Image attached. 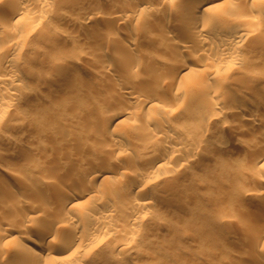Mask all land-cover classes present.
<instances>
[{
    "label": "rangeland",
    "instance_id": "374dc122",
    "mask_svg": "<svg viewBox=\"0 0 264 264\" xmlns=\"http://www.w3.org/2000/svg\"><path fill=\"white\" fill-rule=\"evenodd\" d=\"M72 1L74 0H71V3ZM140 1L84 0L82 8H79L72 6L70 0H62L54 7L56 15L45 12L47 16L43 13L42 25L40 23L37 29L27 28L19 33L21 38L26 34L23 38L26 45L18 49L14 65L24 75V81L6 83L0 88V94H3L7 89L14 90L16 86L15 90L21 99L0 112V172L12 186L23 193V198L19 199L13 193L1 190L0 209L5 213L8 206L21 210L25 207L29 215L24 218V222L20 225L16 218L17 222H13V219L10 222L12 226L19 224V228H24L27 224L31 231L24 237H19L16 233L19 238L15 240L18 242L14 239L13 242H0V264H18L21 261V258L17 257L19 249L26 245L34 247L31 240H39L34 231L47 223V216L44 218L43 213L37 209L40 199L49 197L51 201L53 199L52 204L57 206L56 200L62 196V192L50 185L45 187L44 179L45 182L49 180L51 184L62 188L79 179L80 187L90 186V183L83 180L82 172L86 171V166L92 165V162L93 165L99 163L96 167H103L110 163L109 159L112 160L116 156H99L96 159L94 153L96 156L98 149L100 151L103 148L102 145L107 146L115 140L128 141L124 137L126 135L129 143L135 144L141 138L142 143L138 142L141 146L143 141H150L157 145L166 144L168 150L172 149L173 144L170 141L167 143L162 137L152 141L150 137H138L131 132L122 137L118 131L119 127L109 133L99 130L100 121L96 124L100 119L98 110L101 105L107 106L108 109L127 108L128 112L124 115L129 128L131 126L144 130L147 126L153 127L149 125L150 118L160 117L165 123L163 128L170 137L188 138L196 142L199 148L195 149L196 152L190 157L192 161L189 163L186 159L189 146L176 151L174 158L163 160L162 165H157L151 176L147 177L148 193L142 191L141 194L140 191L136 194L137 190L127 191V185L116 183L115 177L123 171L128 178L127 174L142 167V158L152 159L149 157H152L150 155L153 153L144 150L143 146H140L139 150V144L136 143L138 148L131 151L130 156L123 159L120 155L122 167L114 165L119 171L113 168L117 174L111 170L108 180L102 184L96 183V189L91 188L93 192L97 190L95 192L98 194H104L105 202L114 201L118 205L115 210L102 217L97 210H106L105 203H93L92 199L88 201L86 195L77 199L78 202H83L82 206L85 205L83 211L91 212L86 217L87 214L82 211V218L85 217L91 226L94 222L103 220L108 229H96V240L93 239L94 242L87 245L85 257L79 260L70 259L71 263L66 260L67 263L65 260L56 259L64 253L55 248L68 236L64 225L68 222L59 221L56 223L58 228L54 225L52 231V234H55L48 237L53 244L50 245L49 251L43 252V257H48L45 258L48 259V264H261L264 260V235L260 236V232L264 230V192L259 194L264 189V182L260 180L264 176V168L255 169L251 166L255 152L249 149L251 145H259L258 142L263 140V136L258 131L250 132L245 129L249 122L241 120L238 111L242 104L252 101L251 107L257 108V114L262 116L264 122V105H261L264 100V44L259 43L260 38L264 36V0H228L229 3L227 0H212L214 3L225 2L219 6L222 8L217 7L219 9L206 15L200 12L199 16L195 17L197 34L174 36L173 42L182 44L177 47L167 42L166 46L169 47L166 48L165 44H161L167 29L173 30L175 22L177 26L179 23L186 25L180 19L182 5L165 1L150 11L130 14ZM1 6L0 11L4 12V6ZM94 8H103V12L107 13L91 16L90 20H86L85 29L90 31V34L81 35L79 26L69 25L62 17L68 14L82 17L85 10ZM121 9L125 10L124 13ZM111 10H115L113 13L118 15L128 12L130 17L120 19L121 15L119 20L111 17L115 16L111 15ZM165 11L171 14V27L159 20V16ZM202 16L209 21L212 28L203 24ZM234 20L238 21L241 27H235ZM62 30L70 37L54 40L52 35L55 36ZM235 30L245 32L246 36L237 39ZM132 32L137 34L135 41L127 37ZM225 38L237 41L234 53L224 57L215 48L214 43H219ZM125 44L131 45L132 50L127 53L123 49L119 50V46ZM116 53L121 61H124V64L120 62L123 67L126 62V67L130 65V61H140L141 64L131 70L128 67L130 72L126 67V72L121 69L123 73L120 71L119 77L116 69L122 66L116 60ZM183 56L192 63L194 71L173 83L165 78L163 81L161 76L168 70L164 61L168 59L167 62L175 63L184 58ZM103 59H110L120 66L112 63L113 65L108 67L111 71L104 69V72L102 68L99 70L98 62ZM63 61L74 64V75H71L72 71L69 75H63L53 86L52 80L48 82L52 79L50 75L56 70L54 67ZM110 67H114L115 73ZM132 72L135 73L134 77ZM4 73L6 74L0 70V77L4 76ZM78 76L86 78V84L82 83L83 81L78 83ZM197 76L202 77L200 82L191 81ZM136 77L139 81L138 95L122 99L117 94L118 88L132 85ZM75 82L79 84L78 87ZM153 95L160 97V100L151 99ZM3 96L5 97V93ZM67 98L70 100H66ZM239 122L245 127L238 128L236 125H241ZM6 137L20 141L18 154L4 141ZM73 143H77V146ZM222 143V150L218 151L217 148ZM46 145L47 148H54L53 152L51 148L41 152L40 146L46 149ZM24 149L31 153L29 155L32 159H36L35 162L32 161V165L31 161L25 158ZM137 155L142 156L141 160L136 158ZM58 156L60 161L73 162L69 161V169L66 167L56 174H51L48 166H51L52 160H57ZM44 159L46 162L48 159V165ZM117 160L118 158L115 159L116 162ZM38 161L45 162L43 165L46 166H41L42 163L39 165ZM77 163L78 168L75 167ZM22 177L28 178L33 184L22 187ZM248 194L256 197L250 198ZM246 195L249 198L246 199ZM137 200L148 201L149 207L140 210L141 214L138 212L142 218L134 224H137L136 226H127L130 230L134 226L129 233L127 227L121 228V225L127 220V213L135 210L134 202ZM243 205L248 206L245 211H241L240 207ZM92 208H96V212H93ZM1 211L0 216L4 214ZM69 214L79 216L75 211ZM223 221H229L231 224L229 227H223ZM83 233L85 235V230L78 228L75 236L81 237ZM48 238L45 240L48 241ZM117 244L126 248L121 250L117 248Z\"/></svg>",
    "mask_w": 264,
    "mask_h": 264
},
{
    "label": "bare ground",
    "instance_id": "6f19581e",
    "mask_svg": "<svg viewBox=\"0 0 264 264\" xmlns=\"http://www.w3.org/2000/svg\"><path fill=\"white\" fill-rule=\"evenodd\" d=\"M61 1L62 0H7V1L0 0V8L2 7L1 5L4 6V12H2L3 11L2 9H1L2 11H0V70L6 72V74L5 73L3 74L4 76L0 77V88L2 86L4 87V85L6 83L10 84V83H13L15 81L23 80V76L24 75L20 71H18L15 68V65H14L15 60H16L15 58H16V55H17V51H19L18 49L20 47L24 46V44H25V43H23V38L26 36V34L24 35V37L21 38V37H19L21 32L25 31L27 28H31L32 30L35 29V28L37 29L39 27L40 23H41L42 18H43V13L45 14V12L46 13L47 12L48 13L49 12L50 13H54L52 15H56L55 12H54V10H56V9H54V7L56 6V4L58 6V3H61ZM165 1L174 2V3L177 2V4H179V5L181 4L182 5L181 8H180L181 9L180 10V13H181L180 16H182V17L180 19H181V21H183V23H186V25L185 24L182 25V23L180 24L179 22H177V23H179L178 26L175 24L176 22L175 23L172 22V23H174V25L171 24L172 20H171V14L169 13V11H167V12L165 11L163 14H161L159 16V20H160L161 23L169 24L170 27L173 25V28L175 27L173 30H171L172 28H170L169 29V30H171L170 32L167 29L166 34H164L162 36L163 37L162 38L163 39L162 40L163 43L161 45L165 44L164 48H166L168 46V45L166 46L167 42L171 43V45L173 44V45H175L177 47L182 44V42H181V44L175 43L176 41L173 42V39H174L173 37L174 36H181L182 34H183V36L184 35H187V36H191L192 35V36H194L195 33L198 32L197 31L198 26H197V23L195 22L197 19L194 20L195 17L197 18V16H199L200 12H202V14L204 13L206 15V14H209L210 12H212V11H215V10H217L219 8H222V7H219V6H221L225 2V1L224 2L222 1L221 3L220 2L219 3H217V2L214 3V2H211L212 0H141L130 11V14H132L133 12L136 13L137 11H141L142 12L143 10L150 11V9L156 8V7H158V5L164 4ZM229 1H228V3H229ZM70 3H71V0H70ZM83 3H84V0H74V1H72L71 4H72V6L74 5L75 7H79V8L81 7L82 8ZM217 7H219V8H217ZM103 10H104L103 8L102 9L101 8H94V9H91L90 11H86L85 10L84 11L85 13L82 14L83 15L82 17L78 16V15H77V17L76 16H71L69 14L68 15H64V16L62 15V17L67 21V23L69 25L73 24V26L74 25L75 26H79L78 29L81 30V35H85L88 32H90V31L85 29L86 28L85 27V23L87 22L86 20H90L91 16L93 17V16H96V15H98V16L99 15H104V12H106V11L103 12ZM41 11H42V13H41ZM120 11L123 12L125 10L121 9ZM1 12L3 14H1ZM113 12H115V10L114 11H112V10L110 11L111 15L114 14ZM122 12H121V14L119 13V15L116 13V14H114L115 16H111V15L110 16L114 17V18H118V19H119V17L121 15H122V17H120V19H123V18L127 19L128 17H130V14L128 12L125 15L122 14ZM41 14H42V16H41ZM46 16H47V14H45V17ZM139 17H140V14H139ZM144 17H146V14H145ZM114 18H113V20H114ZM203 22H204L203 23L204 25H208V26L210 25L209 21L207 22L205 18L203 19ZM187 23L189 24L188 26H187ZM41 25H42V23H41ZM234 26L235 27H239V26L241 27L240 23L238 21H235V20H234ZM209 27H211V26H209ZM236 30H239V29L237 28ZM236 30L234 32L238 34V35L235 36V37H237V39H240V38H243L244 36H246L245 32L236 31ZM26 32H28V31H26ZM134 33L135 32H132V33L128 34L127 37L135 41V39H137L136 38L137 34H134ZM136 33H137V31H136ZM88 34H90V33H88ZM53 36L54 35H52L53 39L54 38L55 39H60L62 37L65 38V39H68V37H70L68 33H65V30H62V32L60 31L59 33H56L54 37ZM202 38L201 39L199 38V39L202 40ZM202 41L205 42L206 40H202ZM235 41H237V40L236 39L232 40L231 38H225L224 40L220 41L219 43H214V44H215V48L220 53H222L221 56L225 57L227 54H233L234 53L235 43H236ZM206 43H209V42L206 41ZM259 43L264 44V36H262L260 38V42ZM183 44H185V43H183ZM171 45H170V47H171ZM119 48H120L119 50H121V49L125 50L126 53L129 52L130 50H132L131 45H127V44L119 46ZM123 53H125V52L123 51ZM121 54H122V52H121ZM188 55H189V53H188ZM117 57H118V58H116L117 62H119V63L121 62V63L124 64V61L123 62L121 61L122 59L120 58V56L118 55ZM123 58H124V56H123ZM167 61H168V59L166 60V62L164 61V64H166V66L168 65V70H167V72L165 70L166 73L163 74L164 76H161V77H163L162 78L163 81H164V78H165L168 82L173 83L176 80H179V79H182L184 77H187L195 69L193 67L192 63L186 57L180 58L179 60L175 61V63H172V61H171V63L167 62ZM117 62H111L110 59L109 60L108 59L107 60L103 59L102 61L98 62L99 65L97 66V69L100 70L102 68V70L105 69V70L108 71V69H109L108 67L113 65L112 63L118 64ZM126 64H128V63L126 62L124 67L121 64V66L123 68L119 67L120 70L118 68L117 69L115 68L117 70V75L119 77L121 76L120 73L126 67ZM129 64L130 65H127V67L125 68L126 70H128V67H129L130 70L133 69L134 66L138 67V66H140L141 63H140V61H137V62L134 61L132 63L130 61ZM217 65H215V66H217ZM54 66H56V65H54ZM74 68H75L74 64H72L71 62H68V61H63L61 63L59 62V64H57L56 68L54 67V69H56V70H53L54 71V72H52L53 75H50V76H52V79H50L48 82H50L52 80L51 82L53 84L54 83L57 84V82L60 80V78H62L63 75L68 74L71 71H72L71 75L72 74L74 75V72H73ZM110 68L113 69L114 67H110ZM121 69H122V71H121ZM105 70H104V72H106ZM126 70L124 72H126ZM113 71H114V69H113ZM94 73L95 72L93 71V74ZM111 73H113V72H111ZM114 73H115V71H114ZM96 75H98V73H96ZM134 75H135V73H133V77H134ZM133 77H131V78H133ZM46 79H48V78H46ZM84 79H86V78L80 76L79 80H78V78H76L75 81L78 80L79 81L78 83L83 81L82 83H84V81H85ZM136 79H137V77L134 78V80H133L134 82H132V85H128V86L125 85L123 88H118L117 94L119 96H121L122 99H124V98L128 99L130 97H135L136 95H138V93H139L138 92L139 91L138 87L139 86H137V83L139 81H137ZM201 79H202L201 76H197V77L193 78L191 81L200 82L199 80H201ZM167 81H166V83H167ZM76 82H75V85H77V87H78L79 84H76ZM19 83L21 84V82H19ZM52 83H51V86H52ZM55 84L53 86H55ZM72 84H73V82H72ZM84 84H86V83H84ZM11 85L13 86V85H15V83L11 84ZM72 86L74 87V84ZM15 87L13 88L14 90H11L12 88L9 89V90L7 89V92H4L5 93V97L3 96L4 93L0 94V112L2 110H4L5 107H9V106L15 105V103H17L19 100L21 101V99H19V95H18L17 91L15 90L16 89ZM27 90H29V89H27ZM5 91H6V88H5ZM18 92H19V89H18ZM6 93H7V95H6ZM27 93H30V92H27ZM65 95H64V97L66 98ZM6 96H8V97L6 98ZM70 97H68V98H70ZM68 98L66 100H70ZM150 98L154 99L155 101H159L160 100V97L158 98L156 95H153ZM62 99H63V97H62ZM75 99L76 98H74V100ZM67 103H68V101H67ZM67 103H66V105H67ZM252 103H253L252 101H249L248 104H242V106H240V109L238 110L239 111V118H241V120L245 119V120H247L249 122L248 125H246L247 127H245V125H242L243 123L241 124L240 122L239 123L241 125H236V126H238V128H241V127L243 128V126H244L245 129H247L250 132H257L258 131L263 136V140H261V142H258L259 145H257V146L251 145L249 147V149H251L252 152H255V154H254L255 156H254V158L252 160L251 166L253 168H255V169H259V168L263 169L264 168V122H263L262 116L257 114V111H258L257 108L251 107ZM16 105H18V104H16ZM261 105H264V100H263V102H261ZM99 108H100L98 110L99 114H98V111H96V114L100 115V119L102 120L101 121L99 119L98 123L96 124V125H98L99 121H100L99 126H100L101 129L98 127L99 130H102L105 133H107V131H108V133H109L110 130L114 131L115 128L119 127L120 129L119 130L117 129V130L122 134V137L124 136V134H130V132H131V134H135L138 137H145V136L150 137L151 139H153L152 141H155V139H159V137H162V138L167 140V143L170 141L173 144L172 149L168 150L167 147H166L167 146L166 144H162V145L158 144L157 145L155 142L152 143L150 141H148V142H144L143 141V143H144L142 145L144 147L143 149L153 153V155H150L152 157L148 156L149 158H152V159H148L147 157H143V158L147 159V160L146 159L144 160L141 155L140 156L137 155L136 158L138 160L139 159L141 160V158H142L140 163H143V165H142V167L140 169L135 170L134 172L132 171V172H130V174H127L129 177L126 178V176L124 175L125 172L123 173V171H120V173L117 174L114 171L115 169L113 170V168H116V167H114V165L115 166H119L122 163L119 160V156L120 155H122L123 159H125L126 156H130V152L131 151L133 152V150L135 151L138 148V147L136 148V146L139 143H142V142H140L141 138H139L140 140L136 142V143L139 142L137 145H136V143L134 144L133 142L129 143L128 142L129 141L128 135H126L124 137H126L127 138L126 140H128V141L124 142V141H121V140H118V141L115 140V142L110 143L107 146L106 145H102L103 148H101L100 151L98 149V151L96 152L97 153L96 156H95V153L93 155L94 158H96V159H97V157L99 158V156L100 157H103V156L105 157L106 156V158H108V157L116 155L117 158H118V160H117L118 163L115 161V159H117L116 156H115V158L113 157L112 160L116 164L112 160L109 159L110 163L107 164V165H103V167L102 166L98 167L99 163L98 164L95 163V165H98L96 167L95 165H93L92 162H91L92 165L86 166V168H85V166H82V167H84L86 169V171H84L85 170L84 168L82 169V171H84V172H82V175H83L84 178L83 177L82 178H83V180H85V182L90 183L92 186L90 185L88 187H86V186L85 187L84 186L80 187V179H79V181L77 180V182L76 181L74 182L75 184L73 183V184L67 185V187H65V188H62V187H60L58 185L57 186L54 185V183L51 184V181L49 182V180L47 182H45L46 180L44 179V186L45 187H47L49 185L53 186V188L55 190H59L60 192H62V196L60 195V198H58V199L56 198L58 200V201L56 200V202H58L56 204L57 206H54L52 204L53 199L51 201V198H49V197H48L49 199L46 196H45V198H41L40 199V201H39L40 203L38 204L37 209H38V211L43 213V217L47 216L46 217L47 218V223H46V225L43 224L42 227H40V228H38V229H36L34 231V233L39 236V240H37V241L31 240L33 242V244H34V247H30V246L26 245L23 248L19 249L20 253L17 255V257L21 258V261L18 264H48L47 261H46L48 259H45V258H48V257H46V256L43 257V252L44 251H49L50 245L53 244L51 242H53V241L52 240L50 241V239L48 237L51 236L52 231H54L53 230L54 229V225L57 226L56 223L58 224V222L62 221V220H64V222L65 221L68 222V223L64 224L66 226L65 229L68 231V236L65 238V240H63V242L61 243V245L58 248H55V249L60 250V252L64 253V255H62V257L60 256V257H57L56 259L57 260H61V261H63V260L69 261L70 259L79 260L80 258L83 259V257H85V255H86L85 252L87 251V249H86L87 245H89L93 241V239L95 238V235H97L95 232L98 229H100V230H105L106 229L107 230L108 226L106 228L107 224H105L103 220H98V219H97L98 221L94 222L93 226H91L90 225L91 223L89 224V222L86 219H84L85 217L82 218V216L80 214H82V211L84 210V209L82 210V208L85 205L82 206L81 203H83V202H80V201L78 202L77 199L79 197H82V195H86L85 197L87 199L85 197L84 198L86 200H88V201H90L89 199H92L93 203L94 202L95 203L102 202L103 204L105 203L106 206H107L106 210H97V211L100 213V215L102 217L106 216V215H109V214L112 213V210L114 208H116L118 205L114 201L105 202L104 194L100 195L101 192L98 194L97 192H95L97 190H95L93 192V190L91 188L94 187L96 183H98V184L101 183L102 184V182L104 183L106 179L108 180V178L110 177L109 173H111V170L114 171L117 174L116 177H115L116 181H117L116 183H119V184L120 183H122V184L124 183V184H126L127 185V189H128L127 191L133 192V191L137 190L136 194H138V191H140L139 194H141L142 191H143V193L144 192L148 193L149 190L147 188L148 187L147 186V183H148V178L147 177L151 176L150 174L153 173V171H154L155 167H157V165H158V167L161 166L163 160L165 161L167 159H170V157L174 158L176 151H178L179 149H183V148L186 149L188 146H189V148H187V150L189 151V155L187 154L188 158L186 156V159H187V162L189 163V162L192 161L190 159V157L193 156L195 154V152H196L195 149L197 150V148H199V145H197L196 142L190 141L188 138H185V137L184 138H173V137H170V135H168V133H166L167 132L166 129L163 128L164 127L163 124H165V123H163V121H162V119H160V117H156V116L151 117L150 120H149V125H153V127L147 126L146 129L144 128V130H141V129H135L136 127L135 128H131V126H130V128H129L127 126L126 117H125L126 115H124V114H127V112H128L127 108H122V107L114 108L113 107L112 109H110V108L108 109V107L107 106L105 107L104 105H103V107L101 105ZM42 114H43V112H42ZM49 115H50V113H49ZM50 119H52V118H50ZM198 126H200V125H198ZM52 137L54 139L53 135H52ZM52 137H50V138H52ZM57 138H59V137H57ZM4 141L8 144V146L13 147V151L16 152L15 154L19 153V150H20L21 147L19 146L18 142H20V141H18L15 138H7V137H6V139H4ZM76 144L77 143H75L74 145H76ZM47 146L48 145H46V147H45L46 149H44V147L41 148V146H40L41 152H43L44 150L48 151L47 149L51 148V146L48 147V148H47ZM138 146H139L138 149L140 150V146L141 145L139 144ZM142 146H141V148H142ZM222 147H223V143L218 146L217 150L221 151ZM25 149H24L25 152H23L24 155H25V158H28L27 160L31 161L30 164L32 165V161L35 162L36 159H32V156L29 155L31 153L26 152ZM53 149L54 148L50 149L51 152H53L52 151ZM50 150H49V152H50ZM54 153H55V151H54ZM20 154H22V153H20ZM24 155H22V156H24ZM42 155H44V153ZM124 155H125V157H124ZM219 155L220 154H218V156ZM55 157H57V156H55ZM67 160H69V159L67 158ZM91 160L93 161L94 159H91ZM52 161L53 162H52L51 166H48V167H50L49 171H50L51 174H56L59 171L66 169V167L69 169L70 168V167H68L69 161H72V160L67 161L68 162V164H67L66 161L65 162L60 161L59 156H58L57 160H52ZM94 161L96 162V160H94ZM122 161H124V160H122ZM45 162H46V160H45ZM45 162H43V163H45ZM47 162H48V159H47ZM185 162H186V160H185ZM39 163H42V162L38 161V164ZM43 163L41 164V166L45 167L46 165H43ZM163 163H165V162H163ZM78 164L79 163L75 164V167H77L76 165H78ZM89 164H90V162H89ZM47 165H48V163H47ZM73 165H74V163H73ZM71 168H73V167H71ZM117 169L119 171V168H116V171H117ZM43 170H44V168H43ZM78 171H79V169H78ZM22 178H24V179H22L20 181L22 187L23 186H30V185L33 184V182L31 180H29L28 178H25V177H22ZM260 180H261V182H264V176L261 177ZM172 183H174V182L172 181ZM82 184H83V182H82ZM94 188L96 189V187H94ZM1 190H7V191L13 193V195L17 196L19 199L23 198L22 197L23 193L20 192L18 189H16V187L12 186V184L7 180V177L2 172H0V191ZM261 192H264V189H262L259 194H261ZM248 196L250 198H252L254 195L248 194ZM248 196L247 195L245 196L246 199H247ZM254 197H256V196H254ZM25 199H26V197H25ZM86 200H84V201H86ZM134 203H135V205H134L135 206V210H133L132 212H128L127 213V217H126L127 220H125L123 222V224L121 225V228H125L127 226L130 227V225H134L139 220H141L142 216L140 215L141 214L140 210H142L144 208L147 209V206L149 205L148 201H145V200L141 201V202L137 200ZM247 207H248L247 205L241 206L240 207L241 211L242 210L245 211V209ZM15 208H13V207L11 208V207L8 206V210L5 213L2 212L1 209H0V211L2 213H4V214L1 213L2 215L0 216V242L1 243H7V242H9V240H12V242H13V239L14 240H15V238L18 239L20 236L24 237L25 234H29V232L31 231V230H29L30 228L28 227L29 225L27 226V224L24 225L26 227L19 228V224L21 225V222H24V218L28 217V215H29V213L26 211L25 207L22 208L23 210H21L20 208L19 209H15ZM95 209L92 208V211L96 212ZM73 211H75L76 214L79 213L78 214L79 216H74L72 214H69L70 212L72 213ZM83 213L87 214L86 215V217H87L88 215H90L91 212L83 211ZM233 215H234V217L237 218V216H235V214H233ZM43 217L41 219H43ZM15 218L19 220L18 221L19 224L18 225L16 224L17 225L16 226L13 223V225H15V226H12V222H10V220L13 219L14 220L13 222H15V221L17 222V220ZM230 222H231V220H230ZM263 222H264V218H263ZM231 223H229V221H223L221 223V226L229 227V225ZM136 225H134V226H136ZM133 227H132L131 230H130V228L128 229V227H127V229H128L127 231L130 233L133 230ZM57 228H58V226H57ZM78 228H81L82 230H85V235L86 236L83 233V235L81 237H76L75 233L77 232ZM16 233L18 234L19 237L16 236ZM260 233H261L260 236L261 235L263 236L264 235V230H263V232H260ZM53 234H55V233H53ZM54 236H52V239H53ZM47 238L49 239L48 241L45 240ZM17 239L15 240L16 242H18ZM28 239H30V238H28ZM95 240L96 239H94V241ZM123 246L124 245H118L117 244V248H120L121 250L126 248V247H123ZM51 262H52V260H51ZM51 264H53V263H51ZM261 264H264V260L262 261Z\"/></svg>",
    "mask_w": 264,
    "mask_h": 264
}]
</instances>
